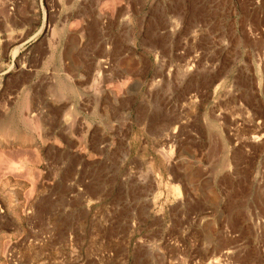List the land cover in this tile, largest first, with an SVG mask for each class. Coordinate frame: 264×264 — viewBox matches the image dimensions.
<instances>
[{"label": "rangeland", "instance_id": "374dc122", "mask_svg": "<svg viewBox=\"0 0 264 264\" xmlns=\"http://www.w3.org/2000/svg\"><path fill=\"white\" fill-rule=\"evenodd\" d=\"M21 115L0 264H264V0H0Z\"/></svg>", "mask_w": 264, "mask_h": 264}, {"label": "bare ground", "instance_id": "6f19581e", "mask_svg": "<svg viewBox=\"0 0 264 264\" xmlns=\"http://www.w3.org/2000/svg\"><path fill=\"white\" fill-rule=\"evenodd\" d=\"M100 14L101 15L102 14L106 15V12L102 10V11H100ZM101 64H102L101 60H97L96 63L93 65L94 66V70H97L98 68H100ZM111 92L116 95L115 90H112ZM23 108L25 110H29V111H36V108L34 107L32 102L31 101H27V100L25 101V103L23 105ZM21 119L24 122L25 126H27V127H29L31 129V134L23 135V134L15 131V128L11 125V123H6V124H4V125H2L0 127V143L5 144V141H14V140H18V141L29 140L31 143L36 142V131L38 132L39 127H40L39 121L38 120H34V119L33 120L29 119L27 117H24L23 115H21ZM12 170L13 171L15 170V171L19 172L21 170V161L14 163L12 165ZM226 252L224 253L225 255H227V253L229 254V251L227 253Z\"/></svg>", "mask_w": 264, "mask_h": 264}]
</instances>
